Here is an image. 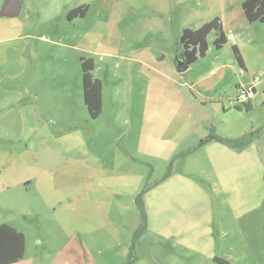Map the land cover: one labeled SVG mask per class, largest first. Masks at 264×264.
I'll list each match as a JSON object with an SVG mask.
<instances>
[{"label": "rangeland", "instance_id": "1", "mask_svg": "<svg viewBox=\"0 0 264 264\" xmlns=\"http://www.w3.org/2000/svg\"><path fill=\"white\" fill-rule=\"evenodd\" d=\"M232 1L23 0L0 16V224L26 236L16 264H264V159L237 160L264 158V100L234 106L238 84L261 79L264 96V38L216 49L211 33L206 56L175 65L183 29ZM82 57L103 84L97 118ZM217 63L225 75L208 76ZM228 127L260 140L230 156L201 144Z\"/></svg>", "mask_w": 264, "mask_h": 264}, {"label": "trees", "instance_id": "2", "mask_svg": "<svg viewBox=\"0 0 264 264\" xmlns=\"http://www.w3.org/2000/svg\"><path fill=\"white\" fill-rule=\"evenodd\" d=\"M88 5H81L71 12H79L81 16H85L88 11ZM242 8L247 20L251 23L259 22L264 25V0H243ZM69 17L71 18V13ZM214 33L213 46L216 49H221L227 42L228 36L223 27V21L219 16H215L211 20L203 23L197 28H184L178 41V53L182 55L190 64L196 62L200 57L207 55L209 50L208 37ZM233 50L241 67H244V60L236 45H233ZM82 82L84 100L92 118H97L102 112L103 106V84L93 74L95 69V61L93 58L82 57ZM241 87H239L240 89ZM255 93V89H254ZM252 99V98H251ZM251 99L244 106L246 110L252 108ZM242 106H237V109H242ZM254 132H248L237 137H225L215 132L201 140V144L215 140L224 143L232 148L242 149L248 146L254 139ZM147 190L144 189L136 198L138 207L144 223L146 222V213L143 206V195ZM26 251V236L11 224H0V264H12L25 255ZM220 264H230L227 260L217 258Z\"/></svg>", "mask_w": 264, "mask_h": 264}, {"label": "crops", "instance_id": "3", "mask_svg": "<svg viewBox=\"0 0 264 264\" xmlns=\"http://www.w3.org/2000/svg\"><path fill=\"white\" fill-rule=\"evenodd\" d=\"M3 1L4 0H2V3H3ZM242 1L243 0L232 1L230 3V5L228 6V7H230V9H227L228 11L226 12V15L223 16V27H224V30H225L227 36H228V42L227 43L233 41L232 43H236V45H240V43H243V42L255 41L259 37L264 38V25L262 23H259V22L251 23L247 20L245 13L243 11V8H242ZM209 49H210V46H209ZM225 66H226V64H224V63H217L214 66H211L208 69V76L213 77V76H216L219 74L225 75L224 68H227V66L226 67ZM241 69H244L246 71L249 70V67L245 61H244V67H241ZM239 83H241V82H239ZM262 83H263V80L260 79L257 84L253 85V87L255 89V94L251 99L252 108L255 105H257L258 103H260V100H264V96H262V95L259 98L258 97L255 98L256 94L258 93V87L260 85H262ZM239 87H242V85L238 84V86L236 87L237 93H238ZM245 87H250V85H246ZM262 89H264V86L262 87ZM217 97H219V98H215L214 96H212L211 98L207 97V99L218 100V101H220L222 99L220 95H217ZM213 103L216 105L219 104V102H213ZM198 104H200V103H197V105ZM220 105L222 106V108L225 111L230 108V105L228 104V102L220 103ZM235 107L237 108V106H235ZM217 110H219V109H217ZM215 129H216V131H219L217 134H220V135L225 136V137H236V136L243 134L242 130H241L242 133L237 132L238 130L236 128H234L233 130H230V128L228 127L224 131H221L217 128H215ZM216 131H215V133H216ZM255 139L248 146H246L245 148H242V149L232 148V147H230L224 143H221V142H218L215 140H212L208 144L209 145L211 144L212 150L217 149V148L222 146L221 148H223L225 151H227L229 153L228 155L230 156V154H233V152L235 154H239V153L242 154L243 152L249 150L250 148H254L255 142H257V140H260V139H256V140ZM239 158H241L240 160H245L244 163H248L249 161H253L250 163H254V160H256V158H258V160L264 159L260 155L255 156V157L248 156V153L246 156L241 155L240 157L237 158V160H239ZM224 160H228L226 156H224ZM95 170H96V173L97 172L100 173L96 168H95ZM23 182L27 183V184L28 183L31 184L33 182V177H25V178L19 179V185L22 184ZM257 194H258V190H257ZM258 205L259 206L264 205V189L263 188L259 190V196L257 197L256 204L254 206H258ZM251 206H252V204H251ZM20 231H22V230H20ZM20 260H19V262L18 261L17 262L20 263L21 262ZM17 262L12 263V264H16Z\"/></svg>", "mask_w": 264, "mask_h": 264}, {"label": "water", "instance_id": "4", "mask_svg": "<svg viewBox=\"0 0 264 264\" xmlns=\"http://www.w3.org/2000/svg\"><path fill=\"white\" fill-rule=\"evenodd\" d=\"M22 6L23 0H4L0 10V16L16 17L20 14ZM175 64L178 71H185L190 66V63L182 55H176Z\"/></svg>", "mask_w": 264, "mask_h": 264}, {"label": "built area", "instance_id": "5", "mask_svg": "<svg viewBox=\"0 0 264 264\" xmlns=\"http://www.w3.org/2000/svg\"><path fill=\"white\" fill-rule=\"evenodd\" d=\"M254 87H241L238 90L237 96H236V103L235 106H241L245 105L249 102V100L254 96Z\"/></svg>", "mask_w": 264, "mask_h": 264}]
</instances>
